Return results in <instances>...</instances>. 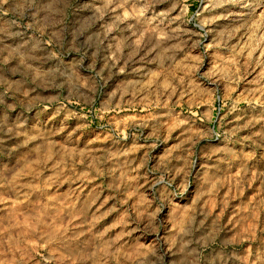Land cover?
Listing matches in <instances>:
<instances>
[{
    "label": "rangeland",
    "instance_id": "rangeland-1",
    "mask_svg": "<svg viewBox=\"0 0 264 264\" xmlns=\"http://www.w3.org/2000/svg\"><path fill=\"white\" fill-rule=\"evenodd\" d=\"M0 264H264V0H0Z\"/></svg>",
    "mask_w": 264,
    "mask_h": 264
}]
</instances>
